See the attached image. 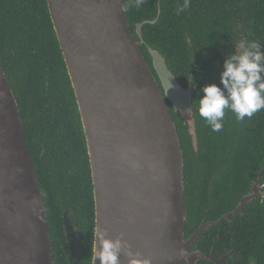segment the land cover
Listing matches in <instances>:
<instances>
[{
    "label": "water",
    "instance_id": "obj_1",
    "mask_svg": "<svg viewBox=\"0 0 264 264\" xmlns=\"http://www.w3.org/2000/svg\"><path fill=\"white\" fill-rule=\"evenodd\" d=\"M46 2L85 137L94 232L99 226L109 238L123 234L131 250L151 264H195L202 255L190 250L198 234L184 239L177 126L193 149L196 84L192 73L185 85L179 83L160 51L144 43L142 27L156 23L161 0L155 18L136 23L133 31L121 0ZM189 108L191 118L185 115ZM252 176L232 215L264 199V158ZM65 231L69 237L68 225ZM120 260L127 264V257ZM0 264H54L41 191L1 63Z\"/></svg>",
    "mask_w": 264,
    "mask_h": 264
},
{
    "label": "trees",
    "instance_id": "obj_2",
    "mask_svg": "<svg viewBox=\"0 0 264 264\" xmlns=\"http://www.w3.org/2000/svg\"><path fill=\"white\" fill-rule=\"evenodd\" d=\"M121 1L131 31L136 23L157 14L158 0H144L139 8L133 0ZM183 3L161 0L158 20L142 27V38L165 57L179 83L185 85L193 74L195 100L207 83L220 80L225 57L240 42L264 43V0H190L191 7L177 15ZM141 49L150 62L145 47ZM0 63L19 109L45 207L54 264L60 263L55 244L64 238L62 204L74 209L81 225L83 255L90 264L95 227L90 165L46 0H0ZM177 130L180 140L185 138L179 126ZM239 131L234 150L235 201L248 189L253 171L264 158V110L240 121ZM233 221L234 259L228 258L227 264H264V199L245 206Z\"/></svg>",
    "mask_w": 264,
    "mask_h": 264
},
{
    "label": "flooded vegetation",
    "instance_id": "obj_3",
    "mask_svg": "<svg viewBox=\"0 0 264 264\" xmlns=\"http://www.w3.org/2000/svg\"><path fill=\"white\" fill-rule=\"evenodd\" d=\"M235 52L238 53L239 48ZM213 83L219 85L220 80ZM202 96L203 92H200L194 100L196 145L192 149L185 138L181 139L182 142L179 138L184 161V239L189 240L198 234L190 245L191 251L202 255L195 264H220L221 260L227 264L228 258L234 259L231 247L235 215L230 212L235 201L234 150L240 134V121L226 109L222 130L213 132L198 114V102ZM60 208L64 238L55 244V255L61 264H88L81 247V225L74 209L63 204ZM89 263L92 264V257Z\"/></svg>",
    "mask_w": 264,
    "mask_h": 264
},
{
    "label": "clouds",
    "instance_id": "obj_4",
    "mask_svg": "<svg viewBox=\"0 0 264 264\" xmlns=\"http://www.w3.org/2000/svg\"><path fill=\"white\" fill-rule=\"evenodd\" d=\"M144 0H133V6L139 8ZM191 7L190 0H184L177 7V15ZM258 40H246L239 43V52L229 53L223 61L220 84L211 83L202 88L203 96L198 102V114L213 132L223 128L225 110L235 114L238 121L245 117L251 119L254 114L264 110V51ZM185 115L191 118V108ZM92 243V264L99 259L100 264H121V255L127 257V264H151L148 257L133 252L123 234L115 239L109 238L106 230L97 226ZM179 255H185L183 249Z\"/></svg>",
    "mask_w": 264,
    "mask_h": 264
}]
</instances>
